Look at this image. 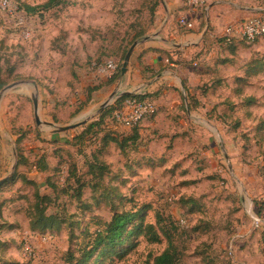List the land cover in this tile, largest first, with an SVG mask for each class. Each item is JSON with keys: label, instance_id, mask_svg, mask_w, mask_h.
Segmentation results:
<instances>
[{"label": "rangeland", "instance_id": "374dc122", "mask_svg": "<svg viewBox=\"0 0 264 264\" xmlns=\"http://www.w3.org/2000/svg\"><path fill=\"white\" fill-rule=\"evenodd\" d=\"M11 1L22 8L40 6L47 0ZM211 1L205 0L204 6L193 13L200 16V33L206 31L203 14ZM227 1H233L242 11L236 24L258 16L264 18V0ZM150 3L151 0H64L57 8L25 14L21 27L16 20L0 16V81L4 83L0 88V181L8 177L0 185V264H66V253L88 241L84 232L96 230L95 219L109 222L111 208L118 207V199L103 200L101 193L92 195L88 188L83 190L81 201L60 190L74 184L68 177L75 168L82 177L85 161L100 149L103 134L112 130L118 141L131 136L122 129H112L115 125L110 109L125 92L140 93L142 84H127L125 79L108 83L109 69L100 73L94 63L100 62V68L108 62L121 67V55L139 27L148 31L136 41L154 35L155 29L149 25ZM236 24L227 20L219 29L223 33ZM244 45L236 58L239 66L251 58L264 57V35ZM243 71L244 67L242 75ZM239 74L228 76L220 85L226 89L219 94L220 104L212 109L218 117L215 123L203 110L210 123H201L197 136L189 137L190 148L177 142L173 154H168L171 146L159 156L137 140L128 141L124 152L110 144L101 157L110 167L104 185L117 187L123 201L132 200L125 204L126 210L144 208V224L154 225L157 215L174 222L175 242L181 252L177 264H264V214L257 219V227L252 217L256 201L264 198V73L250 79L243 96L237 98L232 89ZM12 84L16 86L2 94ZM89 86L100 89L87 103ZM249 96L258 99L259 105L229 108V103L238 104ZM32 98L37 101L41 121L55 127L77 126L55 134L51 128L36 126ZM107 101L109 105L103 107ZM104 111L108 113L104 124L94 129L97 132L77 141L76 137ZM156 114L157 110L144 120ZM155 151L159 152L158 148ZM21 157L26 159V165L18 164ZM151 158L157 161L152 160L155 166L135 164L139 159L144 162ZM39 160L47 165L45 173L36 171ZM15 174L34 181L41 195L55 199L46 213L66 221L58 231H30L26 210L33 201L34 188L18 180L11 183ZM49 184L58 188L52 190ZM191 200L197 204L194 208ZM24 246L30 255L25 254ZM166 247V240L149 245L138 238L136 248L122 260L99 261L151 264V259Z\"/></svg>", "mask_w": 264, "mask_h": 264}, {"label": "crops", "instance_id": "0c3cea01", "mask_svg": "<svg viewBox=\"0 0 264 264\" xmlns=\"http://www.w3.org/2000/svg\"><path fill=\"white\" fill-rule=\"evenodd\" d=\"M185 7L184 0H160L154 35L134 49L127 76L119 75L117 79H125L127 84L132 81L142 84L140 93L125 92L124 96L148 95L155 100L157 114L142 121L137 132L140 144H147L150 152L159 156L171 146L173 149L168 154H173L177 142L185 143L186 149L190 148L189 137L202 129L201 123H210L203 116V110L208 118H214L215 123L217 117L212 109L220 104L219 94L226 89L218 80H228V76L239 73L236 65L218 64L217 59L227 53L221 52L216 44V37L222 35L219 29L222 22L232 20L236 23L240 19L242 11L237 9L236 3L227 0L209 2L203 14L207 28L201 33L200 16ZM182 16L193 21V29L186 30L177 24V19ZM231 72L234 74L229 75ZM225 100H222L223 104ZM112 129H122L126 135L132 133V129ZM156 148L159 152L155 151Z\"/></svg>", "mask_w": 264, "mask_h": 264}, {"label": "trees", "instance_id": "16d2710c", "mask_svg": "<svg viewBox=\"0 0 264 264\" xmlns=\"http://www.w3.org/2000/svg\"><path fill=\"white\" fill-rule=\"evenodd\" d=\"M188 0H184L186 5V10H190L187 5ZM64 4V0H47L44 4L36 7L31 6H23L22 8H17L19 11H22L26 15H34L36 11H48L53 8H57ZM160 5V0H151L150 6L148 8L149 11V25L150 27L154 26L155 22V14L157 12V8ZM179 25V23H178ZM146 29L143 27H139L138 31L132 36V40L130 41V46L140 37L147 34ZM258 40L255 39L253 42H248L245 39H239L234 36H228L222 33L216 37V44L218 49L221 52H226L227 56H223L220 59H217L218 64H228L231 66L236 65L239 72H241V76L237 75L233 83L235 88L232 89V93L235 97L239 98L243 96L245 87L250 85L249 80L260 76L264 73V57L257 56L255 58H251L247 63L243 65L237 64V51L241 48H244V44H253ZM129 46V45H128ZM129 46V47H130ZM129 49V48H128ZM127 49V50H128ZM124 51L121 55V59H124L126 54ZM229 56V57H228ZM170 60V59H168ZM100 62L94 63L96 66L100 65ZM244 67L243 75L242 69ZM120 75V65H117L116 71L114 75L107 80L108 83H114ZM0 76H1V67H0ZM218 83L221 85L223 83L222 79L218 80ZM4 86V83L0 81V88ZM99 86H89L87 87V98L86 101L89 103L92 100V95L99 91ZM127 98H135L137 100L151 99L148 95L144 96H122L118 99L112 110L111 119L113 120V115L117 109L120 108L122 103ZM226 103V102H225ZM240 104V105H239ZM259 105L258 99L249 96L240 101L238 104L229 103V108L233 109V107L241 106L242 108H250ZM108 111H104L101 115L100 119L89 123V125L83 130L79 136L76 137V140L83 139L84 136L91 134L94 129L101 127L104 122ZM218 118V117H217ZM103 123V124H102ZM115 125V123H114ZM139 125L132 129L131 136L126 137L125 139L118 141L117 135H113L114 131H109L101 136L99 139L100 149L91 153L90 158H87L85 161L86 171L81 174L82 177L77 175V170L71 172L68 179H73V185L67 184L65 189L60 190L61 193H70V197L74 198L77 201H81L82 192L84 189H90L92 195L101 193L102 199L109 201V199H118L119 200V210L117 205L111 208L112 215L109 222H101L98 219H95L96 230L91 233L89 231L84 232V238H87V242L83 247H79L76 251H68L65 257L66 264H100L102 260L107 259H117L122 260L127 256L132 250L136 248L138 245V238H143L149 245L160 244L163 240H166L167 247L158 255L151 259V264H177L181 257V252L178 249V245L175 242V235H177V230L175 228L174 222L171 219H167V221L162 219L161 215L156 216V223L152 224H144V216L143 211L144 208L138 209L137 211L133 208L126 210L124 208L125 204L132 203L131 199L127 201H123L117 187L105 186L104 178H106L110 174V167L106 164L105 161L101 159L103 155H105V150L109 147L110 144H114L121 152H124L125 146L127 142H136L139 140V135L137 132ZM100 131V130H99ZM102 132V131H101ZM112 133V134H111ZM98 139V137H96ZM140 143V142H139ZM141 145V144H140ZM152 157V156H151ZM157 162L155 159H146V161L142 162L141 159L137 160L135 164H138L140 167H151L155 166ZM26 159L21 157V161H19V165H26ZM36 171L40 173H45L47 171V165L43 160H39L36 163ZM130 168V166H129ZM88 177V180L83 178ZM21 181L25 184L32 186L34 188L33 191V201L30 203L26 210V215L28 218V225L31 232L44 233L46 231H58L63 224L66 223L64 219L59 217L57 214H47V208L52 204L55 199H53L50 195H41L37 189V185L34 181H30L25 178L23 175H13L11 179V183L14 181ZM6 183V182H4ZM52 190H56L58 187L54 185H47ZM113 201V200H112ZM187 203V202H185ZM192 208H194L197 204H194V201H190ZM256 212L253 213L254 216L261 220V213L264 214V203L261 201H256L255 203ZM142 216V217H140ZM5 226V225H3ZM2 226L0 225V229ZM8 229L13 228L12 226H8ZM98 228V229H97ZM101 260V261H99Z\"/></svg>", "mask_w": 264, "mask_h": 264}, {"label": "built area", "instance_id": "2783aa9c", "mask_svg": "<svg viewBox=\"0 0 264 264\" xmlns=\"http://www.w3.org/2000/svg\"><path fill=\"white\" fill-rule=\"evenodd\" d=\"M205 0H188L187 5L192 11H198L204 6ZM0 16L5 19L16 20L17 26L23 25L25 14L20 12L11 0H0ZM179 26L183 29L190 30L193 28V24L188 21L184 16L178 20ZM236 24V23H235ZM28 37L29 33L25 32ZM223 34L228 36H234L239 39H245L248 42H253L255 39L264 35V18L261 16L255 17L244 24H236L233 27H228L224 30ZM96 66V65H95ZM97 71L106 72L109 69L108 77L111 78L117 66H114L111 62H108L106 67L100 68L98 65ZM100 68V69H99ZM157 110L155 102L151 99L137 100L135 98H127L119 109H117L113 115L115 127L133 129L137 127L141 121L146 118L152 117ZM219 173H222L219 170ZM264 203V198L259 199ZM183 223V221H181ZM257 227L259 221H254ZM25 254L30 255L29 248L24 246Z\"/></svg>", "mask_w": 264, "mask_h": 264}, {"label": "water", "instance_id": "95a60500", "mask_svg": "<svg viewBox=\"0 0 264 264\" xmlns=\"http://www.w3.org/2000/svg\"><path fill=\"white\" fill-rule=\"evenodd\" d=\"M149 36H146L144 38H142L140 41H135L133 42V44L129 47V49L127 50L125 56H124V59H123V62L121 64V67H120V76L121 77H124L127 72H128V67H129V62H130V58L132 56V53L134 51V49L141 43V42H145L147 40H149ZM16 85L15 84H12V85H8L7 87H5L2 91V94H5L6 92H8L10 89H12L13 87H15ZM113 97V94L111 95V98ZM32 104H33V111H34V120H35V124L36 126H45L47 128H51V132L52 133H61V132H65V131H68V130H71L73 129L75 126H77L76 124L74 125H68V126H65V127H55L52 123L50 122H43L40 120V117L38 115V105H37V101L36 99L32 98ZM109 103L108 101L105 102L102 106L105 107V106H108ZM223 148V146H221ZM8 179V177L2 179L0 181V185H2L4 182H6ZM253 219H256V217L254 215H252Z\"/></svg>", "mask_w": 264, "mask_h": 264}]
</instances>
